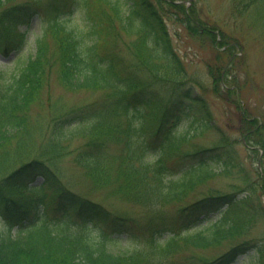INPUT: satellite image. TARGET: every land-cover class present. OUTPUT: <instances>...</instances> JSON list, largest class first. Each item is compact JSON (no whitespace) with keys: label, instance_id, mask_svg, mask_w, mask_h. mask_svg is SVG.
<instances>
[{"label":"trees","instance_id":"16d2710c","mask_svg":"<svg viewBox=\"0 0 264 264\" xmlns=\"http://www.w3.org/2000/svg\"><path fill=\"white\" fill-rule=\"evenodd\" d=\"M153 1L163 7L172 4L170 0H27L0 7V53L4 56L23 47L21 25H29L37 16L42 26L35 56L7 82L0 73V197L16 206L0 207V264H172L180 245L189 264H231L244 249L232 248L208 260L194 255L196 249L215 247L247 229L242 218L225 211L197 227L203 219L201 213L219 212L218 205L227 196L212 193L176 214L154 213L141 236V230L134 235L124 227L136 223L137 217L110 211L87 189L81 191L73 183L75 189L53 190L58 182L50 170L64 153H73L88 184L95 188L105 185L107 194L102 201L123 200L141 209L179 200L186 190L213 175L210 161L220 157L218 149L209 160L202 159L203 152L213 150L201 152L197 147L182 152L180 148L186 144L194 147L187 143L194 135L176 131V113L168 109L167 114L157 102L138 99L141 94L149 99L142 92L145 83L152 86V94L162 84L175 97L183 89L191 95L195 87L192 83L177 90L187 73ZM177 1V8L184 6L183 0ZM251 4L259 8V0H250ZM177 8L173 11H183ZM259 20L264 22V12ZM120 35L136 36L129 49L146 73L121 63L113 42ZM48 39L53 41L51 55ZM51 75L62 87H100L109 96L73 111L55 110V100H47L50 121L40 132L38 145H32L40 128L29 124L28 107L41 99L43 91L49 92ZM200 117L205 122L203 133L210 121L206 115ZM255 123L259 128L250 135L264 134V120ZM73 137L82 138L75 152L67 148ZM115 145L119 148L114 153L110 148ZM258 145L264 149L263 141ZM174 157L177 165L185 166L181 172L169 174ZM34 175L53 184H33ZM123 232L129 236L121 238ZM257 259L249 264H258Z\"/></svg>","mask_w":264,"mask_h":264},{"label":"rangeland","instance_id":"374dc122","mask_svg":"<svg viewBox=\"0 0 264 264\" xmlns=\"http://www.w3.org/2000/svg\"><path fill=\"white\" fill-rule=\"evenodd\" d=\"M7 1L9 0L1 1L0 7H8L10 4H19L27 0ZM168 2L172 3L171 7H163L158 1H153L165 21L173 47L182 59L187 73L184 85L179 86L177 90L188 88L192 83L195 87L192 88L191 95L183 89L180 95L175 97L162 84L154 87L152 94L150 93L152 86L145 83L142 92H145L149 99H144L142 94L138 99L152 104L157 102L158 107H163L162 110L167 114L168 109L176 113L174 117L177 121L176 131L184 135H194L187 141L194 147L186 144L180 148L182 152L197 147L201 152L204 149L213 150L211 153L203 152L202 159L209 160L214 149L216 151L218 149L217 156L220 157L216 161L212 159L210 161L213 175L206 177L200 185L186 190L185 195L179 200L162 203L156 208L141 209L133 207L134 204L130 206L131 203H125L123 200L122 202L107 198L105 202L102 201L100 198L107 194L105 185L95 188L88 184L81 168L75 162L73 153H64L63 158L50 170L55 177L54 181L58 182V185L53 186V190L66 187L73 189L77 187L81 191L87 189L91 197L110 211L115 213L116 210L118 213L133 214L135 218L137 217L136 223H128L124 227L129 232H134V235L139 234L141 230V236L147 231L148 222L153 220L151 216L154 213L176 214L177 211L211 196L212 193L227 196L222 200V204L218 205L219 212L209 211L208 215L201 213L200 217L203 219L197 227H204L205 219L215 220L225 211L231 217L242 218L241 224L244 226L247 224V229L238 237L222 240L215 247L196 249L194 255L199 259L208 260L242 246L244 249L236 254L231 264H249L257 256V263L264 264V149L258 145L259 141L264 143V134L250 135L259 128L255 121L264 120V22L259 20V16L264 12V0H259L258 9L256 5H250V0H183L184 6L178 8L176 4H179V1ZM174 8L183 11L174 10L177 15L173 11ZM190 21L199 27H193ZM115 25L117 29V22ZM19 29L25 32L23 47L10 52L7 56L0 53V56L4 57L0 60V73L4 82L10 80L29 58L35 56V44L41 36L42 26L35 16L29 25H21ZM135 37L120 35V39L113 42L121 63L131 65L143 74L146 71L141 70L143 68L139 66L138 57L129 49L136 40ZM46 46L48 54H53L51 39L47 40ZM48 90L49 92L43 91L41 99L28 107L29 124L40 128V131L35 133L37 138L35 142H31L32 145H38L40 132L48 127L50 116L47 100L49 103L50 100L52 103L55 100V104L53 103L55 110L61 107L60 111H65V108L73 111V108L100 102L109 96V91L100 87L81 89L62 87L54 75H51ZM201 114L206 115L207 122L210 121V128L203 133L200 132L201 125L205 122L202 121ZM123 123L125 124L124 121L121 122ZM81 142V137H73L67 148L75 152L74 148ZM118 148L119 146L115 145L110 151L115 153ZM175 157L169 164V174L179 173L185 166L177 165ZM202 170L203 168H200L198 174ZM44 178L34 175L32 183L43 186L53 184L49 179L46 183L47 180ZM25 194L28 195L29 192L25 191ZM141 203L143 204L142 200ZM1 206L2 208L8 206L9 209L16 207L3 197H0ZM144 207H147V203ZM1 224L0 222V226ZM121 236L125 238L129 234L123 232ZM173 255L175 256L171 258L172 264H189L185 248L181 245Z\"/></svg>","mask_w":264,"mask_h":264},{"label":"snow or ice","instance_id":"6c2138e0","mask_svg":"<svg viewBox=\"0 0 264 264\" xmlns=\"http://www.w3.org/2000/svg\"><path fill=\"white\" fill-rule=\"evenodd\" d=\"M4 59V57L0 56V60Z\"/></svg>","mask_w":264,"mask_h":264}]
</instances>
